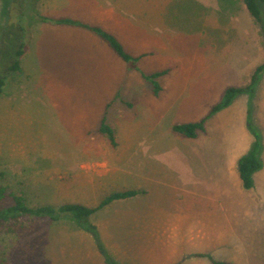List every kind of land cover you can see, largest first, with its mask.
<instances>
[{
  "label": "rangeland",
  "instance_id": "1",
  "mask_svg": "<svg viewBox=\"0 0 264 264\" xmlns=\"http://www.w3.org/2000/svg\"><path fill=\"white\" fill-rule=\"evenodd\" d=\"M98 1L0 0V75L9 77L0 99V185L25 194L32 206L94 207L111 193L139 188L138 182L168 192L161 182L172 178L185 186L180 199L188 201L187 216L155 210L111 229L99 228L101 213L87 219L95 234L69 216L58 222L24 218L0 225V261L105 264L99 238L120 264H264V181L245 189L239 173L240 183L233 177L254 142L247 122L261 138L263 168L257 173L264 177L260 25L242 0H131L136 16L127 8L116 19ZM39 15L100 26L141 59L131 67L96 34L41 22ZM16 25L24 28L26 52L21 72L8 73L14 56L6 51L21 37ZM164 71L155 80L162 88L156 96L143 76ZM255 74L251 90L211 115L228 88L247 87ZM105 116L117 147L99 132ZM208 116L197 139L173 131ZM153 145L170 152H148ZM193 184L203 192L201 211ZM86 186L96 200L86 199ZM12 204L9 197L0 207Z\"/></svg>",
  "mask_w": 264,
  "mask_h": 264
},
{
  "label": "trees",
  "instance_id": "2",
  "mask_svg": "<svg viewBox=\"0 0 264 264\" xmlns=\"http://www.w3.org/2000/svg\"><path fill=\"white\" fill-rule=\"evenodd\" d=\"M21 3V0H18ZM23 2V1H22ZM245 8L249 14L258 22L260 29L263 33L264 38V0H242ZM19 13V10H17ZM41 22H51L57 25H66V26H77L82 27L97 36H99L108 46V48L123 62L127 63L131 67H135L141 59V56H136L131 54L126 48L122 41L113 33L107 31L106 29L100 26H91L86 23H81L72 19H50L44 15H39L37 17ZM16 30L20 34V39L14 47H11L6 51L7 54L14 56L13 61L7 67L8 73L21 72V57L25 54V43L23 41L22 34L24 33V28L16 25ZM12 32L10 33V36ZM16 39L13 40V42ZM12 42V41H10ZM264 69V66L260 67L257 71V74ZM166 71L160 72L151 76H143V78L155 85L154 95L162 90L161 87L155 82L157 77L165 75ZM257 75L255 74L252 77V84L248 85L245 88H235L231 87L226 90L224 99L218 103L211 111V115L215 114L222 109L228 107L234 98L244 93L245 91L251 90L254 83L256 82ZM8 76L0 75V99L4 94L5 88L8 82ZM107 115V114H106ZM209 116L202 119L199 122L195 123H186L178 124L173 128L174 133L177 135L187 138V139H196L200 133L206 131V122ZM107 117L105 116L100 125L99 132L102 135H106L110 141V144L113 147L118 146L116 132L112 126L107 123ZM248 127L254 135V143L245 156H243L238 161V172L240 179L245 189H251L254 186V174L262 169V162L260 159L262 151V143L260 135L253 129V125L248 122ZM140 194V191L137 190H123L119 192L111 193L106 196V198L97 206L90 207L80 203H66L60 206H53L50 204L42 206H32L28 201V198L25 194H10L9 187L5 185H0V204H3L9 197L13 198V204L8 207H0V225L17 222L24 218L34 219V218H48L53 222H58L64 216H69L75 220L79 227L93 232L94 234L97 231V228L87 222L92 215L101 209L106 208L110 204L134 198ZM86 220V223H85ZM97 248L102 255L105 256V264H120L112 256H110L101 240L97 238ZM213 264H224L218 261H212ZM0 264H3L0 261Z\"/></svg>",
  "mask_w": 264,
  "mask_h": 264
},
{
  "label": "crops",
  "instance_id": "3",
  "mask_svg": "<svg viewBox=\"0 0 264 264\" xmlns=\"http://www.w3.org/2000/svg\"><path fill=\"white\" fill-rule=\"evenodd\" d=\"M102 7L112 9L110 14H109L111 19L112 18H115V19L119 18L118 17V11L122 10V9H127V8H128V12L130 14H132V16L133 15L136 16V12L133 10V8L134 9H136V8H135V6L131 0H113V4L111 6H107L105 4V0H100V1H98V8L101 9ZM131 10H132V12H131ZM111 19L108 20L109 25L113 23V21ZM115 25H116V22H115ZM109 28L116 29L113 26H109ZM149 111L151 114H155L152 109H150ZM247 126H248V122H247ZM253 137H254V135H253ZM159 147L161 149L159 148L160 150H156V146L153 145L152 147H149L150 150H148V152H152L154 154H163V153L166 154V153L170 152L169 147H162V146H159ZM241 149H243V148H241ZM241 149L239 151H241ZM262 149H263V145H262ZM243 156H245V155H243ZM262 168H263V166H262ZM228 170H231L230 167L228 168ZM229 173H230V171H229ZM235 173L236 174L233 175V177L235 176L234 178L238 180L237 175L239 172L237 171ZM256 173H255V178H254V184H255V186L257 185V188H260V184L264 181V177L261 174L262 172L257 173V174ZM176 174L179 176L178 173H176ZM232 174H234V172H232ZM256 176H258V177H256ZM257 180H258V184H257ZM240 181H241V179H240ZM238 182H239V180H238ZM138 183H139V188L136 187L138 189H136V188L134 189V190L140 191V194L138 196L131 198V199H127V200L114 202V203L110 204L109 206H107L106 208L101 209L100 211L96 212L94 215L91 216L92 219H95V218H93L94 216H97V215L103 213L101 218L96 220L99 228H111V229L117 228V229H119L118 228L119 223H123L125 221L126 217H134L135 216L136 220H137V218H142L145 216H146V218H149L150 216L153 215V213H155V210H167V211L174 212L176 216H187V215H185V211L183 209L185 207H187L188 201H186L187 199H183V200L180 199L181 194L184 192L183 190H181V187H185V186L181 185L182 183H180L179 180L177 182H173L172 178H171L170 184L166 183L164 180H163V182H161L165 186L169 185V188L171 190H169L168 192H166L165 190H162V189H158L156 187L149 186L150 182L146 183L145 188H143L140 185V182H138ZM241 183H242V181H241ZM238 185L240 186V184H238ZM241 186L244 187L243 184ZM88 189H90V190H88ZM86 193L89 194L88 196H86L87 197L86 199L96 200V195H95L94 189H92L91 186H86ZM193 193L195 195V198H194L195 202H197L198 207L200 208L199 210L201 211L203 205L200 201H202V199L204 198L203 192L200 193L197 186L193 184ZM211 199L217 200L218 198L216 196H212ZM182 201H183V203H182ZM95 206H97V205H95ZM122 215H123V218H122L123 220H120V217ZM118 249H120V248H118ZM116 256H120V253L118 252ZM122 264H131V263H130V261H126V260L124 261L123 260Z\"/></svg>",
  "mask_w": 264,
  "mask_h": 264
}]
</instances>
